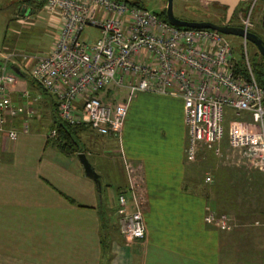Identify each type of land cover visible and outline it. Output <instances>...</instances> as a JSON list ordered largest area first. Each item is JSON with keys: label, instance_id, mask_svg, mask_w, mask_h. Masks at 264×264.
Segmentation results:
<instances>
[{"label": "crops", "instance_id": "crops-1", "mask_svg": "<svg viewBox=\"0 0 264 264\" xmlns=\"http://www.w3.org/2000/svg\"><path fill=\"white\" fill-rule=\"evenodd\" d=\"M20 77L9 92L19 117H8V128L22 130L27 110L34 119L29 131L16 140L0 133V264H17L21 259L25 264H219L216 234L205 223L215 201L195 190L189 179L195 162L186 158L188 127L182 98L137 94L120 142L86 127L58 133L65 122L54 98L32 78ZM35 88L39 95L27 90ZM122 92L126 91L110 86L101 95L105 102L118 103L127 96ZM41 93L52 98L53 111ZM226 116L228 122L239 123L231 111ZM246 117L248 122L256 119ZM241 126L248 131L246 124ZM97 136L98 143L93 140ZM59 141L75 142L78 152L63 153ZM82 153L99 175L101 188L87 176L79 158ZM201 158L200 154L196 162ZM128 162L139 169L147 197L146 238L133 242L121 235L118 214L120 194L127 196L128 210H134ZM249 201L239 187V210Z\"/></svg>", "mask_w": 264, "mask_h": 264}, {"label": "built area", "instance_id": "built-area-1", "mask_svg": "<svg viewBox=\"0 0 264 264\" xmlns=\"http://www.w3.org/2000/svg\"><path fill=\"white\" fill-rule=\"evenodd\" d=\"M258 1L254 0V5ZM42 11L56 37L50 51L37 58L30 74L54 97L62 121L121 141L129 107L137 94L177 96L185 102L188 162H196L203 151L221 155L229 126V149L239 151L249 169L264 172V87L251 66L246 39L242 64L225 35L214 30L173 27L155 12L130 1L46 0ZM241 26L246 32L252 31L250 14ZM88 28L98 32L96 40H81ZM13 66H17L14 53L3 55L0 133H6L11 141L29 131V119L33 117L27 110L22 130L8 128V117H19L9 97L10 89L18 83ZM110 86L125 90V100L105 102L101 94ZM227 111L235 117L255 116L258 130L242 131L234 120L227 125ZM56 135L54 131L52 136ZM126 171L134 210H128V198L120 194V231L129 242L141 241L147 233L143 180L128 163ZM205 222L231 227L226 215L213 211L207 213Z\"/></svg>", "mask_w": 264, "mask_h": 264}, {"label": "rangeland", "instance_id": "rangeland-1", "mask_svg": "<svg viewBox=\"0 0 264 264\" xmlns=\"http://www.w3.org/2000/svg\"><path fill=\"white\" fill-rule=\"evenodd\" d=\"M20 1L22 0H0V59L5 54L14 53V63L20 67L21 72L25 73V78L28 79L32 78L30 72L36 64L37 58L50 51L55 41L56 31L49 24L48 16L42 9L28 13L24 19L21 18V15L16 11ZM120 1H140L142 6L155 13H161L166 4V0ZM173 12L175 17L185 21H209L220 25L226 20V6L219 3L218 0H173ZM263 13L264 0L258 1L255 5L254 0H248L239 7L236 19L241 25L243 18L250 14L253 23L252 32L264 39ZM18 19L23 21L20 22ZM98 37L99 34L96 30L88 28L82 34L81 40H96ZM226 37L233 44L237 60L243 64V39L236 36ZM247 49L251 66L260 63L262 56L257 47L248 42ZM19 78L21 77L19 76ZM27 90L31 95L37 91V94H33L34 96L39 95L38 91H40L37 88ZM113 92L116 93L115 90ZM41 94L48 98L46 105L53 111L52 98L44 93ZM121 95L125 97L126 92H122ZM38 104L41 107L44 106L42 103ZM38 104L34 106L36 107ZM246 115L239 116V123L246 124L249 131H257L256 119L252 117V121L248 122ZM33 119L34 116L29 120ZM239 123L237 126L243 131ZM249 123L251 124L249 125ZM229 128L227 126L226 138L221 146L222 154L216 155L214 151H203L202 158L194 163L189 179L190 182H194L195 190L200 191L206 197L208 195L209 199L215 201L213 209L209 210L217 215H226L229 219L231 225L229 229L222 227L217 222L211 224L205 222L216 234L219 264H264V172L249 169L241 160L239 151L229 149L227 138ZM45 133L50 134L48 129ZM98 138L100 137H93V140L98 143ZM128 164L138 172L139 169L133 164L130 162ZM252 172H256V174L252 175ZM138 175L141 176L140 173ZM239 187L247 192V198L250 200V204L245 202L244 205L243 203L244 207L240 210ZM244 197L246 198V196ZM252 208L255 209L252 212L254 216L250 211H247ZM239 215L244 218H239ZM23 262L21 259L17 264H25ZM37 264H42V261H38Z\"/></svg>", "mask_w": 264, "mask_h": 264}, {"label": "water", "instance_id": "water-1", "mask_svg": "<svg viewBox=\"0 0 264 264\" xmlns=\"http://www.w3.org/2000/svg\"><path fill=\"white\" fill-rule=\"evenodd\" d=\"M218 1L219 3L225 5L227 8L226 25H218L214 22H209V21L195 22V21H185L182 19H178L177 17H175L174 12H173V0H168L167 14H166L167 21L173 27H177V28L214 30L226 36H236L242 39H246L248 42H251L257 47L264 61V40L260 38L256 33L246 32L243 28H235V27H231L228 25V23L231 21V19L235 15L238 7L242 3L247 2L248 0H218ZM262 28L264 30V13L262 16ZM12 70L16 73V75L22 76L21 70L18 67L13 66ZM79 158L82 164L84 165L87 176L93 179L98 184V186L101 188V182H100L99 175L95 172V170L91 166V163L88 160L86 154H83V153L79 154Z\"/></svg>", "mask_w": 264, "mask_h": 264}, {"label": "trees", "instance_id": "trees-1", "mask_svg": "<svg viewBox=\"0 0 264 264\" xmlns=\"http://www.w3.org/2000/svg\"><path fill=\"white\" fill-rule=\"evenodd\" d=\"M30 1H32V0H30ZM130 2H132L134 5H138V6H142V5H140L139 3H136V2H133V1H130ZM36 4L35 5V9H34V11L33 12H37V11H40L43 7H44V5H45V3H46V0H33L32 1V4ZM241 6V5H240ZM239 6V7H240ZM144 7V6H143ZM239 7H238V9L236 10V13H235V16H237L238 14H239ZM32 12V13H33ZM19 14H20V11L18 12ZM161 19H163V20H165V21H167V17L164 15V14H162V13H156ZM21 15V14H20ZM260 37V36H259ZM261 38V37H260ZM253 71H254V74H255V76H256V79H257V81L259 82V84L261 85V86H263L264 87V61H263V58L261 59V62L260 63H256V64H254L253 66ZM22 73V76L23 77H25L26 76V74L25 73H23V72H21ZM33 82L34 83H36L34 80H33ZM37 84V83H36ZM38 86H40L39 84H38ZM40 88H41V86H40ZM43 89V88H42ZM44 90V89H43ZM44 93H48L46 90H44L43 91ZM49 94V93H48ZM52 96V95H51ZM53 97V96H52ZM55 101V100H54ZM55 104H56V101H55ZM56 106V110H57V104L55 105ZM80 128H83V127H80V126H71V125H69L68 123H63V124H61L60 126H59V130H58V133L59 132H62L63 130H64V132H65V134L66 133H70L69 132V130L70 129H73V130H78V129H80ZM75 142H65L64 144L63 143H61L60 141L58 142V146H59V148H60V150L63 152V153H65V154H68V155H72V154H74V153H76V152H78V149L75 147Z\"/></svg>", "mask_w": 264, "mask_h": 264}, {"label": "flooded vegetation", "instance_id": "flooded-vegetation-1", "mask_svg": "<svg viewBox=\"0 0 264 264\" xmlns=\"http://www.w3.org/2000/svg\"><path fill=\"white\" fill-rule=\"evenodd\" d=\"M32 1H30V0H22V1H20L19 4H18V7L16 9V11L17 12L20 11V14L21 15L22 14L26 15L28 13H32L34 11L35 5H36L35 3L32 4ZM133 2L139 3L141 5L140 1H133ZM167 6H168V0H166V4L164 6V10L161 12L165 16H167L166 15L167 14ZM226 12H227V8H226ZM220 25H226V20L224 22H222ZM228 25L231 26V27H235V28H242V26L239 24V21L236 19V16L235 15L233 16V18L231 19V21L228 23ZM262 39H263V37H262Z\"/></svg>", "mask_w": 264, "mask_h": 264}]
</instances>
